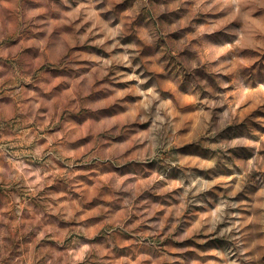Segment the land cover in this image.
<instances>
[{"label": "rangeland", "instance_id": "rangeland-1", "mask_svg": "<svg viewBox=\"0 0 264 264\" xmlns=\"http://www.w3.org/2000/svg\"><path fill=\"white\" fill-rule=\"evenodd\" d=\"M0 264H264V0H0Z\"/></svg>", "mask_w": 264, "mask_h": 264}]
</instances>
